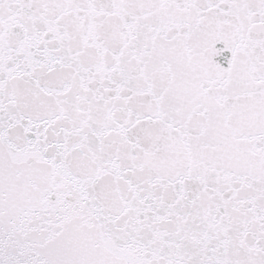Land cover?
Segmentation results:
<instances>
[{"label": "snow or ice", "instance_id": "obj_1", "mask_svg": "<svg viewBox=\"0 0 264 264\" xmlns=\"http://www.w3.org/2000/svg\"><path fill=\"white\" fill-rule=\"evenodd\" d=\"M0 264H264V0H0Z\"/></svg>", "mask_w": 264, "mask_h": 264}]
</instances>
